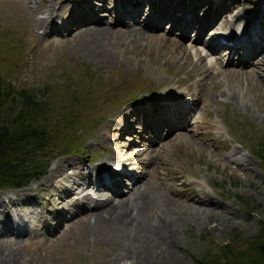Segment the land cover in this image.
<instances>
[{"label":"rangeland","instance_id":"obj_1","mask_svg":"<svg viewBox=\"0 0 264 264\" xmlns=\"http://www.w3.org/2000/svg\"><path fill=\"white\" fill-rule=\"evenodd\" d=\"M73 1L31 0L29 3L27 0H0V78L8 84L10 92L25 88L34 90L38 95L43 93L42 101L48 107L46 114L55 128V131L51 129L52 136L70 129L57 126L56 120L64 109L79 112L81 121L88 119L71 128L73 137L79 142L78 150L67 153L64 146H61L35 155L37 160L42 155L48 159L44 174L20 188L0 191V200L4 201L3 208L0 207V253L3 245L10 258L17 257L14 264H131L121 258L125 252L138 250L141 244L139 240L120 241L118 232L102 228L95 229V235H92L86 231L83 215L57 225V217L47 214L49 206L46 201L50 197L41 187L32 191L25 190V195H19L24 188L41 182L59 158L66 160L64 168L72 167L71 173L74 172L75 178L81 172L90 174L92 181L96 177L97 167L106 165L100 167L106 170L111 165L113 170V167L120 166V158L136 164L125 163L123 166L128 172L143 176L141 181H146L151 190L162 189L167 195L176 192L181 195L175 194L178 202L184 204L186 196L203 197L201 192L205 189L206 195L223 207L219 211L220 215L209 213L201 223H186V228L184 226L183 231L179 232L177 245L169 247L164 254L157 249L152 251V257L157 258V262L151 261V264H202L200 262L203 259L229 253L249 238L255 237L261 223H264V162L253 150H258L259 144L264 142V126L260 123V118H264V87L255 84L253 80L260 78V75L249 73L250 76H246L243 71L232 72L231 69L245 71L251 66H232L226 63V58L214 68L207 63L215 61L214 56L202 60L194 54L186 60H180V55L176 56L171 46L169 48L161 42V46H158L156 35L165 34L167 41L168 37L173 36L162 28L159 31H148L137 47L136 43L127 47V42L114 61L103 62L83 54L79 44L76 47L78 29L83 27L88 18L92 19L86 28H103L108 22L114 33L113 43L122 44L126 38L119 34V29L124 26L109 21L111 16L94 6L92 17L84 16L87 20H82L78 26L66 32L60 23L72 9ZM250 1L248 3L246 0L240 6L243 12L257 6L258 0ZM50 8H53V19H47L45 28L39 26L40 20L48 17ZM106 9L109 11L110 6L107 5ZM53 25H59L57 29L63 31L47 33V28L49 30ZM187 40L183 44H193L190 39ZM196 46L202 56L207 53L206 49L201 51L203 47ZM260 73L261 78H264V69ZM178 91L184 98L188 97L187 100L194 99V104L198 103L188 130L191 135L187 140L189 142L177 138L180 135H167L158 145L152 146L149 154H143L137 145L125 149L118 146L120 137H123L121 145L125 141L139 140L141 125L127 120L129 125L136 127L138 134L130 136L117 132L119 125L108 127L110 120L119 119L124 112L125 116H129L130 113L126 111L128 107L133 110L140 106V111L141 104L149 100L161 102V105L172 97L176 101L177 97L182 96L176 95ZM77 92L82 94L78 95ZM74 93L76 101L73 99ZM123 96L126 100L135 96L136 99L117 108ZM151 104L157 106V103H146L144 113ZM148 136L144 138L151 139L152 133L149 132ZM115 151L122 156L113 158ZM230 162L242 163L243 166L235 168ZM132 179L123 177V182L117 187L131 188ZM100 193L104 196L112 194L105 189L100 190ZM71 197L70 200L77 199ZM84 202L85 199L81 198L72 206V203L59 204L58 208L67 213L70 207L73 212ZM8 218L14 225L26 230L23 241L18 243L8 232H2L3 227L6 228L3 221ZM227 246L230 250L225 251Z\"/></svg>","mask_w":264,"mask_h":264},{"label":"bare ground","instance_id":"obj_2","mask_svg":"<svg viewBox=\"0 0 264 264\" xmlns=\"http://www.w3.org/2000/svg\"><path fill=\"white\" fill-rule=\"evenodd\" d=\"M27 1L31 3V0H27ZM81 1L84 5H86L85 7L89 9L83 11L85 14L79 12L78 10H74L75 16H72L71 18H67L65 22H62V29H65L64 31L68 32L69 30L74 29L76 26H78L82 20L83 21L87 20L83 17L87 15H92V13L94 12V6H97V8H100L101 12L105 11L104 13L111 16L109 21H115L116 23L124 26V28L119 29V34H121L122 37L126 38L125 43L122 44H120L119 42L113 43L114 33L111 31L112 29L110 24H108L107 22V26L103 28H92V27L86 28L87 23L91 22L92 19V18H88V20L85 23H83L84 24L83 27L81 26L82 28L78 29V32L76 33V37L79 39V40L77 39L76 41L77 43L76 47L79 44L80 51L83 54L86 55L89 54L91 56H94L95 58L103 60V62H110V60H113L118 55L119 52L124 50V45L127 44V42H129L127 47L133 45L134 43L137 44L135 45L137 47L139 45L138 42L141 39H144V36L146 35V33H148V31L154 29L155 27H157V29L159 30V28L161 27V22L162 21L165 22L166 20H168L167 21L168 24L169 21L172 24L170 29L171 34L179 33L177 35L178 37L173 35L172 37H168L169 40L167 41L165 38L167 36L163 33H160L156 35L158 36L156 37V40L157 39L159 40L158 46H161L160 45L161 43H163L164 46L165 45L168 46L169 48L171 46V48L175 49L176 51L175 53H177L176 56L180 55L179 58L180 60H186L187 57H192L194 54H197L200 57L199 59L202 58L203 60L204 57L207 56L210 57V53L212 51H218L219 53H224V54L228 53L229 58L227 64L232 66H238L241 68L246 67L247 65H249V67L251 66L250 69H247L245 71L241 69H231L232 72L243 71L246 76H248L249 73H253L255 75L259 74L260 78L257 79L255 76L256 79H253L254 83L255 84L257 83V85H260V87L261 86L264 87V78H261V73H260V70L264 69V42L261 45H259V47L256 48L252 53L251 50L256 46L258 41L249 42V44H247L246 46V49L251 43L248 49V53L250 54L243 58H235L234 55H230V53L239 54L241 49L235 48L234 45H231L226 47L228 49L219 50L220 46L217 47L215 43L216 37L218 35L213 34L214 33L213 30L215 28L217 27L220 28L222 26H226L229 24L233 25L236 22H239L238 19H241V17L243 18V16L256 17L258 14L260 13L262 14V12H264V0H258L257 6L256 7L254 6L250 11L247 12H243L242 9L240 8V6L244 2H246V0L243 1L240 0H81ZM181 2L186 4L187 6L183 7ZM248 3H251V1L248 0ZM97 4H99L100 6H98ZM107 5L110 6L109 11L105 8L107 7ZM207 6H208V11H206ZM52 10L53 8L49 9V15L46 19L40 20L39 26L45 28L48 24L47 19H53L54 13L52 12ZM151 10L156 12V16L154 20L153 18L148 19L151 18L152 15ZM161 10H164V12L163 15L160 14L159 17V13L161 12ZM129 11H131V13L128 16L124 15ZM140 11L141 12L146 11L148 13L147 14L148 17H146L148 19L147 22L140 21L139 19ZM110 12H114V14L111 15ZM180 16L181 19L178 20ZM205 20H209V21L212 20L210 25L211 29L207 30L208 27H204V28L200 27L201 22ZM209 21L207 25L209 24ZM181 22H183L184 26L182 27V30L179 32L180 27H178V25H180ZM66 26L68 28H66ZM194 32H196L197 34L194 43H198L199 41L203 42L204 40L205 42L204 45L207 46L206 48L204 47V49L207 50V53L204 56H202L199 53L200 49L196 45H194V43L189 45L183 44V39H186L191 33ZM180 34H185L184 38H181ZM259 35H260V30L257 31V36ZM180 40H182V42ZM174 43H177L178 45L176 46ZM210 59L212 60L215 59V61H207V63L213 68L216 67L217 63L218 64L222 63L221 60H216V58L214 59L210 58ZM219 59H223V58H219ZM181 62L182 61H180V63ZM210 81H212V79ZM199 99H201V97H199ZM193 105H194V109L195 107L196 109L198 108V103ZM139 107L140 106H137L133 110L128 107L126 111H128L131 114V116L129 114L130 117L129 116L126 117L125 116L126 112H124L121 115V117H119V119L110 120L108 127L112 128V127H116V125H119L120 128L116 129L117 132L119 131L124 132V134L126 135L128 134L132 136L134 133H136L135 130L136 127L134 128V125L127 124L128 123L127 120L130 119L134 121V123L138 121V114L137 115L135 114L139 112L138 109ZM167 107L172 108L171 105H168ZM192 116L193 114L189 113V116L186 119L172 126L166 132L165 136L167 135L170 136L173 134L175 137H177L178 135H180L177 138H182L187 141L189 138H191V135L188 132V130H190V126H191L190 123L192 122L191 121ZM147 121L148 120H143L142 124L143 125L147 124ZM260 123H262L264 126L263 117L260 118ZM149 129L151 131V127ZM161 134H162V130L160 131V129L158 128V131L153 133L154 136L153 141L149 145L143 142L140 144L134 142L132 143V141L131 142L125 141V144L121 145L120 142L122 141L121 139H123V137H120L118 141V146L121 147L122 149H125L127 146L131 147L132 145H137L143 150V154L145 153L149 154L150 153L149 150L152 152V145L155 143L158 145V143L161 142L160 141ZM115 156L121 157L122 155L118 151H115V153L113 154V158L117 159V157ZM118 160L121 162V165L122 164L124 165L125 163L127 164L129 163V165L130 163L134 164L130 161L120 160V158H118ZM65 161L66 160L63 158L57 159L56 162L53 163L50 172L47 173L46 177L41 182H38L37 184L24 188L23 190H21V192H19V195L20 194L25 195L24 192L25 190L32 191L35 190L36 187H41L43 190L48 192V197H50L46 201L49 206L47 208L48 209L47 214H50L51 217H57L55 220L57 221V225L64 224L65 222H68V220L73 221L75 218H78L80 215H83L85 217L84 221L87 223V224L85 223L86 231H88L91 234L93 233L92 235H95L94 234V232H96L95 229L102 228L103 230L109 229L111 232H118L120 234V239H121L120 241H124V240L127 241L134 239L139 240L141 244L139 245L138 250L132 249L131 251L125 252V254L121 258L122 260H126L131 264H151V261L157 262V258L152 257V251L157 249L161 252V254H164L169 250V247H173L177 245L179 232L183 231L186 223L190 224V222L192 221L201 223L203 222V218L207 214L209 213L219 214V211L223 210V207L217 205L216 202H214L215 200L213 201L208 195H206L205 189L204 191L203 189H201L203 191L201 192L203 197H196V196L194 197V196L185 195L187 197L185 199L187 200L183 204L181 202H178L175 196V194H177L176 192L171 191L173 192V194L171 193L170 195H167L164 194V191H162V189H160L159 191L151 190L147 186L146 181L145 182L141 181V178L143 176L141 174L142 177H140L139 173L138 175H135V173H131V172L123 173V175L127 177H130L134 174L131 188L117 187L118 184L121 183V177L118 179L112 169H108L106 167L104 168L108 169L107 171L101 169L100 167L106 166L102 164L99 167H97L95 172L96 173V183H95L96 186H95L93 184V181H91L92 177L90 174L88 175L79 172L77 173L78 177L75 178L74 172L71 173V171H73L72 167L67 166V168H64L63 163ZM230 163L235 165L236 166L235 168H239V167L241 168L243 166L242 163L241 164L240 163L238 164L237 162H230ZM89 168L90 167L88 166V169ZM104 174L108 175L110 178H113L110 181L109 180L106 181L109 183V185H105L103 182L102 176ZM113 183H116V187L114 188V191H111L109 188L112 186ZM102 189H105L106 191H110L112 194L104 196L100 193V190ZM192 191L193 190H190V192ZM28 195L29 194H27V196ZM71 196H75L77 197V199L70 200ZM177 196L181 197L180 194H177ZM81 198L85 199V202L84 205H82L80 208L77 207L78 210L72 212L70 211V207H69L67 213H64L63 209H59L60 207L58 208V206H60L59 204L72 203L71 204L72 206L74 202H77ZM28 202H32V201L29 200ZM2 205H4V201L0 200V207H2ZM88 216L91 217L92 220L90 218L88 219ZM3 223L5 224L6 228L3 227L4 231L2 232H6V233L8 232L12 237H15L17 239L16 242L18 243L23 241L22 239L23 235L26 236L27 234L26 230L23 227L14 225V223H12L11 220H9V218L8 220L7 219L4 220ZM2 247H3L2 252L0 253V264H14V262L17 260V257L10 258L9 254L6 253L7 248H4L3 245ZM121 259L120 261L122 262Z\"/></svg>","mask_w":264,"mask_h":264},{"label":"trees","instance_id":"obj_3","mask_svg":"<svg viewBox=\"0 0 264 264\" xmlns=\"http://www.w3.org/2000/svg\"><path fill=\"white\" fill-rule=\"evenodd\" d=\"M42 95L25 88L12 90L11 93L8 84L0 78V191L22 187L44 174L48 159H44L45 156L42 155V158L37 160L35 155L61 146H64L63 149L67 153L79 149V142L73 137L71 128L83 124L88 119L81 121L79 112L64 109L56 120L57 126L62 125L63 128L70 129L52 136L51 129L55 131V128L46 114L48 107L42 101ZM124 99L125 96L121 103ZM119 104L120 102L117 105ZM259 146L258 150L253 149L254 154L264 162V142ZM243 245L237 249L233 248L229 253L224 252L221 256L203 259L200 263L264 264V223H261L255 237L249 238ZM228 250L229 246L225 248V251Z\"/></svg>","mask_w":264,"mask_h":264}]
</instances>
